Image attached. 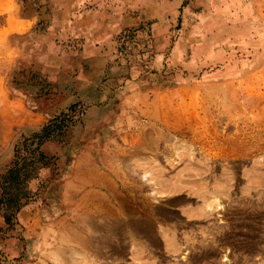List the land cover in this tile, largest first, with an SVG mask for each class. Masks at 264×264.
<instances>
[{"label":"rangeland","instance_id":"rangeland-1","mask_svg":"<svg viewBox=\"0 0 264 264\" xmlns=\"http://www.w3.org/2000/svg\"><path fill=\"white\" fill-rule=\"evenodd\" d=\"M54 121L0 264H264V0H0V199Z\"/></svg>","mask_w":264,"mask_h":264},{"label":"trees","instance_id":"trees-1","mask_svg":"<svg viewBox=\"0 0 264 264\" xmlns=\"http://www.w3.org/2000/svg\"><path fill=\"white\" fill-rule=\"evenodd\" d=\"M64 126L58 125L56 121L45 126L39 133L34 134L31 138L23 140L15 146V160L11 167L2 177L3 187L7 192L0 199L3 201L6 209L15 208L19 205L18 195L10 194V191H15L19 187L24 177L22 173L33 171L41 165L47 164L48 158L41 152V147L44 143L58 138L64 133Z\"/></svg>","mask_w":264,"mask_h":264},{"label":"bare ground","instance_id":"bare-ground-1","mask_svg":"<svg viewBox=\"0 0 264 264\" xmlns=\"http://www.w3.org/2000/svg\"><path fill=\"white\" fill-rule=\"evenodd\" d=\"M207 193V192H206ZM203 194V193H202ZM214 196V195H213ZM214 202H210L211 204H208L207 203V205H208V207H206L207 209H212V210H217V211H220L221 209H222V207L220 206V201L218 202L217 201V198L215 199L214 198V200H213ZM203 209V208H202ZM214 211V212H215ZM212 213V212H211ZM243 213V212H242ZM242 213H241V215H242ZM221 214H223V213H221ZM237 215H239V214H237ZM251 215V214H250ZM169 216V215H168ZM212 216V215H211ZM210 216V217H211ZM215 216V215H214ZM220 216V215H219ZM209 217V218H210ZM212 218V217H211ZM217 218V217H216ZM134 219H136V218H134ZM213 219H215V218H213ZM140 220H141V218H140ZM217 220V219H216ZM240 221H241V219H239ZM250 220V219H249ZM137 221H139V220H137ZM251 221V220H250ZM249 221V222H250ZM140 222V221H139ZM253 222V221H252ZM133 224H134V221L132 222ZM147 223V222H146ZM243 223H245V222H243ZM131 225V224H130ZM239 225V224H238ZM117 226V225H116ZM134 226H135V228H133L134 229V231H140L141 233H144V234H146V235H148V236H151V238H152V240L154 239V235L152 236V232L150 231V229H148V223H147V225H146V227H144V226H142V225H140V224H134ZM242 226V225H241ZM244 226V225H243ZM241 230V229H240ZM137 233V232H136ZM138 234V233H137ZM122 238V237H121ZM147 240V239H146ZM154 240H156V239H154ZM153 240V241H154ZM229 240V239H228ZM171 241H173V239H171ZM123 242V241H122ZM168 245H171V243L169 242L168 243ZM152 247V246H151ZM174 247V246H173ZM155 248V247H154ZM251 252V251H250ZM248 253V252H247ZM185 254V253H184ZM185 256H187V255H185ZM187 259V258H186ZM192 260V259H191ZM194 260V259H193ZM195 260H197V259H195ZM188 261V260H187ZM196 262H198V260L196 261ZM195 264V263H194Z\"/></svg>","mask_w":264,"mask_h":264},{"label":"crops","instance_id":"crops-1","mask_svg":"<svg viewBox=\"0 0 264 264\" xmlns=\"http://www.w3.org/2000/svg\"><path fill=\"white\" fill-rule=\"evenodd\" d=\"M87 232L95 233L97 231L96 230H92V231L88 230ZM102 255H104V254H102ZM88 256L90 257V254ZM97 256L99 257V254L98 253H97ZM90 264H106V263H101V262H98V261H96V260L93 259L92 263H90Z\"/></svg>","mask_w":264,"mask_h":264}]
</instances>
